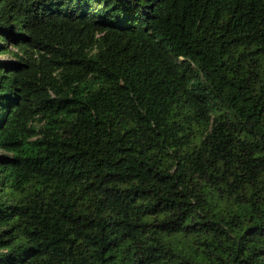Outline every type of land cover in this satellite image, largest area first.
Wrapping results in <instances>:
<instances>
[{
	"label": "trees",
	"instance_id": "trees-1",
	"mask_svg": "<svg viewBox=\"0 0 264 264\" xmlns=\"http://www.w3.org/2000/svg\"><path fill=\"white\" fill-rule=\"evenodd\" d=\"M0 264H264V0H0Z\"/></svg>",
	"mask_w": 264,
	"mask_h": 264
},
{
	"label": "rangeland",
	"instance_id": "rangeland-1",
	"mask_svg": "<svg viewBox=\"0 0 264 264\" xmlns=\"http://www.w3.org/2000/svg\"><path fill=\"white\" fill-rule=\"evenodd\" d=\"M0 59H4L3 57H1Z\"/></svg>",
	"mask_w": 264,
	"mask_h": 264
}]
</instances>
